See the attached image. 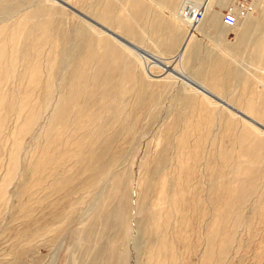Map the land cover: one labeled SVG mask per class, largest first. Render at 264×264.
<instances>
[{
    "label": "rangeland",
    "instance_id": "1",
    "mask_svg": "<svg viewBox=\"0 0 264 264\" xmlns=\"http://www.w3.org/2000/svg\"><path fill=\"white\" fill-rule=\"evenodd\" d=\"M64 1L135 48L0 0V264H264V131L197 90L191 50L245 35L210 91L264 127V6L228 29L227 0Z\"/></svg>",
    "mask_w": 264,
    "mask_h": 264
},
{
    "label": "crops",
    "instance_id": "2",
    "mask_svg": "<svg viewBox=\"0 0 264 264\" xmlns=\"http://www.w3.org/2000/svg\"><path fill=\"white\" fill-rule=\"evenodd\" d=\"M260 6H264V0H253L252 12L254 11V9L259 10ZM198 36L200 38L196 40V42L201 43L203 38V41H206V45L205 47H201V45H197V43H193L192 45L191 50L193 52L194 58V75L192 78L193 83H195V85L199 86L201 89L207 91H210L212 89L237 88V86H230L228 84L233 82L238 83L240 75L242 76V73L236 70L235 67H232V64L233 59L236 56L241 57L243 53V49L238 43L242 44L243 42L247 41L245 35H240L235 40L233 38L228 39L222 36H217L216 34ZM218 42H221L222 47H225V49H223V53L225 56L218 53ZM232 42H236L237 44L232 45ZM197 57L199 58V60L196 62ZM197 67L199 68V70H197ZM199 83H201L202 85ZM211 83L217 84L213 85ZM212 94L216 95L214 93Z\"/></svg>",
    "mask_w": 264,
    "mask_h": 264
},
{
    "label": "built area",
    "instance_id": "3",
    "mask_svg": "<svg viewBox=\"0 0 264 264\" xmlns=\"http://www.w3.org/2000/svg\"><path fill=\"white\" fill-rule=\"evenodd\" d=\"M253 10V0H227L220 9V22L226 28H233ZM197 14L195 17H199Z\"/></svg>",
    "mask_w": 264,
    "mask_h": 264
},
{
    "label": "water",
    "instance_id": "4",
    "mask_svg": "<svg viewBox=\"0 0 264 264\" xmlns=\"http://www.w3.org/2000/svg\"><path fill=\"white\" fill-rule=\"evenodd\" d=\"M54 2L58 3L60 6L69 9L70 11H72L73 13H75L76 15H78L80 18H83L84 20H86L88 23H90L91 25L95 26L96 28L108 33L109 35H111L112 37L116 38L119 41L124 42L118 35L113 34L111 31L106 30V28L102 27L100 24H98V22H96V20L86 16L85 14L81 13L80 11L76 10L75 8H73L71 5H69L68 3H66V1L64 0H53ZM126 43V42H124ZM127 45H129V47L131 48H135L130 41L128 43H126ZM197 89L199 91H202V93H204L206 96L212 98L213 100L217 101L218 103H221L222 105H224L226 108L230 109L231 111H233L234 113H236L239 117L246 119L247 120V115H245L244 113L234 109L232 106H230L229 104H227L226 102L222 101L221 99H219L218 97H216L215 95L209 93L206 90L201 89L200 87H197ZM251 121V120H250ZM254 125H256L258 128L262 129L264 131V128H262L260 126V124L258 125L257 123L251 121Z\"/></svg>",
    "mask_w": 264,
    "mask_h": 264
},
{
    "label": "bare ground",
    "instance_id": "5",
    "mask_svg": "<svg viewBox=\"0 0 264 264\" xmlns=\"http://www.w3.org/2000/svg\"><path fill=\"white\" fill-rule=\"evenodd\" d=\"M224 6H225V5H224ZM39 10H40V9H39ZM44 10H45V9H44ZM44 12H45V11H43V13H44ZM38 13H39V11L37 10V13H36V14H38ZM41 13H42V12H41ZM41 13H40V14H41ZM43 13H42V14H43ZM45 13H46V12H45ZM46 14H47V13H46ZM197 14L200 15L199 12H197ZM197 14H196V15H197ZM36 16H37V15H36ZM200 17H201V16H199V17H195V19L198 20ZM246 17H247V16H246ZM47 22H48V21H47ZM40 24H41V26L39 27V29H40V31H41L42 37H43V38H47L46 36H47V28H48V26H47L45 23L42 24V23L40 22ZM98 24H99V23H98ZM19 26H20V25H19ZM23 26H24V25H23ZM101 26H102V25H101ZM21 27H22V26H21ZM37 27H38V26H37ZM102 27H104V26H102ZM106 30H109V31H111L113 34H116L115 32H113V31L110 30V29H107V28H106ZM38 31H39V30H38ZM40 36H41V35H40ZM40 36H39V37H40ZM100 37H101V36H100ZM40 38H41V37H40ZM120 38H121V37H120ZM13 39H14V37H13ZM33 39H34V38H33ZM98 39H99V38H98ZM98 39H97V40H98ZM34 40H36V39H34ZM102 40H103V39H102ZM99 41H100V39H99ZM99 41H98V42H99ZM98 42H97V43H98ZM95 43H96V42H95ZM90 55H91V54H90ZM87 60H88V59H87ZM87 60H86V62H87ZM99 60H100V59H99ZM102 61H103V60H102ZM86 62H83V63H84L83 65H85ZM88 62H89V61H88ZM87 64H88V63H87ZM83 65H82V66H83ZM99 66H100V65H99ZM84 68H85V67H84ZM98 72H99V71H98ZM77 75H78V74H77ZM77 75H76V77H78V78L81 77V75H79V76H77ZM78 78L75 80V82H76V84H79V83L81 84V81H80ZM97 81H98V80H97ZM98 83H99V82H98ZM81 86H82V84L79 85L78 87H77V86L74 87L75 90H74L72 93H73L74 95H75L76 93H78V94L81 93V91H80ZM196 87H198V86L196 85ZM72 90H73V89H72ZM203 90H204V89H203ZM206 91H207V90H206ZM208 92L211 93L210 91H208ZM211 94H212V93H211ZM247 117H248V116H247ZM247 120H248L249 122L253 121V122L257 123L256 121H254L253 119H251V118H249V117L247 118ZM250 120H251V121H250ZM251 123H252V122H251ZM257 124L259 125V123H257ZM260 126H261L262 128H264L261 124H260ZM247 130H248V129H247ZM249 135H251V133L246 131L245 136H249ZM247 138H248V137H247ZM243 140H245V139H243ZM248 145H249V144H248Z\"/></svg>",
    "mask_w": 264,
    "mask_h": 264
}]
</instances>
